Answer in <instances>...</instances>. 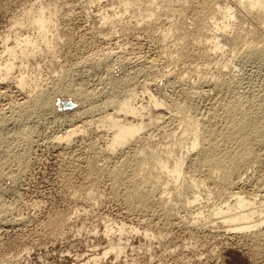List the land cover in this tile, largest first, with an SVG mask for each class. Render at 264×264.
Instances as JSON below:
<instances>
[{
  "label": "rangeland",
  "instance_id": "obj_1",
  "mask_svg": "<svg viewBox=\"0 0 264 264\" xmlns=\"http://www.w3.org/2000/svg\"><path fill=\"white\" fill-rule=\"evenodd\" d=\"M32 2L34 0H0V35L7 30L13 15L21 12ZM112 2L113 0H58L57 3L62 8L56 17V22L59 27L64 28V31L67 29L65 32L70 38H67L68 42L64 41L65 38L60 42L59 51L56 53L59 56L56 55L54 64H49L47 57L39 62V86L41 87L39 89H43V97H47L49 103L37 109L31 117H25L18 107L27 99V96L34 93L22 91L12 80L4 82L0 80V264H127L128 261L131 264L133 260L134 262L136 260L138 264H264V223L258 230L255 229L253 231L255 234H253L252 231L241 232L227 229L218 216H216L218 219H215L214 215L209 218L204 217L207 216L206 210L211 209V204L219 203L220 200L214 195L209 197L211 194L207 196V193L202 192L210 187L213 189V186H215L214 191L216 188L217 191L219 190V187L212 184L211 181L207 183L208 185H203V189L202 186L200 187V199L194 201V204L186 205L189 207L187 209L180 206L183 204L180 198L182 199L184 194L178 200L175 199L176 197H172L174 200L171 199L170 203L173 206L171 204V207L168 204L170 208L167 206V210H172L170 212H167L166 209L161 211L158 207L159 204H156L157 201L151 204L152 207L155 205L153 208L148 209L136 208L133 203L125 201L126 204L122 201L123 198L121 199L122 195L119 194V197L111 194L112 190L107 176H102L99 178L100 181H96L94 193L97 194H93V198L85 197L86 190L93 180L88 170V159L97 156L98 163H103L105 152L103 153L100 147H103L101 143L108 136L102 132V127H97L93 123L90 125L91 129L88 127L86 132L84 131L85 133L75 134L69 143L63 141L59 143L54 138L64 133L67 127L64 121V103H70L68 105L70 109L73 107L72 97L67 93L68 90L73 91L81 87L89 88L87 91L92 89L91 91L96 93L93 96L89 91L91 97L87 101V106L92 107V112L83 114L86 119H89L92 116L96 118V115L105 111L101 106L107 97L116 99L121 96L122 91L125 92L129 89L137 93L136 104L145 105L148 98H146V94L140 92L138 83L142 80H152L149 83L151 90L161 89L160 94L165 97H160L165 101L168 98L166 102L176 99V97H178L177 100L181 99L184 97V92L188 90L191 95L189 100L192 99L190 102L196 104L197 109L194 107V110L191 109L192 111L188 112L197 118L200 116L205 118L204 122L207 125H210L211 120V125L219 126L221 123L219 117L213 118V110L215 107L219 108L218 102L214 101L215 99L219 100V93L217 94L215 91L214 93L217 94L215 95L213 90L205 95L206 87L200 83L194 84L195 80L198 81L197 76L204 74L202 70L200 74H198L200 71L186 70L191 69L190 67L193 68L197 63L196 66L201 65L200 61L195 60V56H188L187 59L181 58L179 61L176 59L175 62V59L168 56V44L165 45L166 41L169 43V38L163 41L167 49L166 47L162 48L164 45L161 44L156 32H153L156 35L150 32L151 36H149V32L137 28L129 33L115 31L110 34L109 24L101 25L98 22L99 15L97 14L105 9L110 13ZM189 12L191 14L192 11ZM189 12L187 20L190 17ZM26 30L23 27L15 28L19 34L26 33ZM170 39L172 38L170 37ZM108 52L110 59H100L103 53L105 55ZM225 52L226 50L219 52L218 56L220 57H217L220 60H213L209 65L210 69L207 67L209 73L216 72L215 75L217 76L218 73L217 77L224 80L227 77L223 91L225 90L228 95L235 94L236 97L242 98L240 97L241 92L247 91L245 84L248 86L259 83L264 89V64L258 68L253 67L258 72H252L250 78H247L245 72L246 68L249 69L250 66L234 60L231 52L227 51V54ZM100 55L102 56L99 57ZM171 56L173 57L174 54ZM222 59L226 61V66L222 64ZM59 64L62 66L59 67ZM243 64L246 66L245 69H243ZM202 66L200 67L202 68ZM213 70L216 71L213 72ZM168 71L173 72L172 75L166 73ZM14 72L16 74L17 70ZM195 72L197 73L195 74ZM193 73L194 75H192ZM231 73L232 75H229ZM60 75H64L68 80L65 86L68 88L66 92L62 86L57 85ZM166 75L174 76L171 78ZM177 75H181L182 79H178ZM221 75L225 77L222 78ZM237 83L240 86H237ZM228 84L230 86L226 87ZM259 84L256 85V88ZM231 87L234 88L233 92H230ZM224 88H228L229 92ZM182 91L183 94H181ZM223 93L220 95L222 96ZM107 110L109 111V109ZM167 110L169 113H166L164 120L166 123H163V127L152 128V132L149 130V133H152L150 134L151 139L158 140L159 143L171 138L167 134L171 135L174 132L176 134L180 131L178 116L171 108ZM173 113L175 114L173 115ZM201 117L200 119H202ZM211 118L218 119V121L215 120V122ZM262 141L254 145L255 151L258 153L255 158L257 160H252L254 163L251 161L243 169V174L240 173L241 179H237L235 187L233 185L225 190L227 194H230V191H239L240 194L246 195L252 201L254 199V201H263L259 202L260 205L256 202L260 207L262 204L264 205V140ZM184 166H186L184 167L185 171L188 172L187 163ZM200 174L202 173L197 172L194 176L198 175L197 177H199ZM190 194L192 193L190 192ZM203 194L209 199L204 198ZM161 195L170 196L167 191L162 192ZM185 195L187 194L185 193ZM188 196L190 195L188 194ZM229 196H233L228 197L229 202L232 203L234 195ZM196 208L205 211L204 215H199L197 223L192 222L197 216ZM139 210L143 211L139 212ZM159 210L161 213L165 212L166 216L161 215ZM106 221L111 225L122 222L127 227L134 226V230L131 228L132 232L127 235L125 232L120 235L115 232L113 235V240L127 243L124 244L126 245L124 251L126 255L122 253L117 258L113 253H109L106 257L94 260L93 256L96 253L101 255L100 251L103 250L107 242V238L102 234L103 223ZM94 226H96V232L92 231ZM146 229L151 231L150 233H156L155 235L158 237L149 239L144 235ZM131 246H134L133 249ZM123 256L126 258L125 261ZM129 258L134 259L130 260Z\"/></svg>",
  "mask_w": 264,
  "mask_h": 264
},
{
  "label": "bare ground",
  "instance_id": "obj_2",
  "mask_svg": "<svg viewBox=\"0 0 264 264\" xmlns=\"http://www.w3.org/2000/svg\"><path fill=\"white\" fill-rule=\"evenodd\" d=\"M57 2L58 0H34L28 7H24L21 12L13 15L7 30L3 31L2 35H0V43L2 44L0 46L2 47V50L0 49L1 82L12 80L22 91L34 93L29 97L26 95L27 99L25 101L22 99L23 102L19 104L18 108L21 109L25 117H31L37 109L49 103V99L43 97V89H39V62L47 57L48 63L54 64L57 58L56 55H58L56 53L59 51L58 47L60 42L64 38V41L68 42L66 40L70 38L67 37V29L65 32L64 28L59 27V24L56 22V17L62 8ZM110 6H112L110 13L104 8V11L97 14L99 15L98 22L101 25L109 24L110 27H108V30H110V34L115 31H127L129 33L131 30L137 28H140L138 30L142 29L149 33L156 32L158 34L157 36H159L158 39L163 45V41L169 38L170 44L166 43L167 41L165 42V45L168 44L167 47H169L167 51L169 54H167L171 59H175V62L176 59L179 61L181 58L183 59L188 56H195V60L200 61V64L203 65L202 68L200 67L201 65L196 66L197 63L195 65L196 67L192 65L194 66L193 68L190 67L191 69L186 70L192 71L193 69L197 72L200 71L198 74H200L202 70L204 74L198 75V81L195 80L196 82H194V84L200 83L205 86V95L213 90V93L215 91V93H219V100H214L215 103L218 102L219 108L217 109L215 107L213 110L214 116H212L213 118L219 117L221 123L219 126L216 124L211 125V119H213L211 118L210 125H207L204 122L205 118L203 119L201 116L202 119H200V117L197 118L193 113V115H191L189 112L192 111L191 109H193L196 104L190 102L192 99L189 100L191 95L188 90L184 92V97L181 99L177 100L178 97H176V99L170 98L171 100L166 102L168 100V95L166 96V101L164 98L162 99L164 95L162 96L160 94L161 89L156 91L151 90L149 83L152 80H142L143 82L141 81L138 83L140 85V92L146 94V98H148V102L145 103V105L136 104L135 99L137 93L129 89L125 92L122 91L121 96L116 99L107 97L103 106H101L105 111L103 110L104 112L102 114L96 115V118L92 116L86 119L83 114H88L90 111L92 112V107L89 105L87 106V101H89L91 97L89 91L92 89L87 91L89 88L78 87L73 91H69L68 88H65L68 80L64 75H60L57 85L59 87L62 86L65 92L66 90L69 91H67V93L72 97L73 107L70 109L68 106L70 103H64V121L67 127L64 133L61 135L56 134L57 136L54 138H56L59 143L61 141L69 143L75 134L86 132L87 128L93 123H95L97 127H102V132H105L108 136L105 141L101 143L103 147H100L101 151L103 153L105 152L104 156L102 155L104 158L103 163H98L97 156H90L91 158L88 159V170L93 180L87 188L88 190H86L85 197L93 198V194L96 193H94L96 181L102 176H107L112 190L111 194L118 196L119 194L122 195V201L133 203L136 208L141 209L151 208V204L157 201L156 204L158 203L159 206H156H158L161 211H165V209L167 210L168 204L170 206V201L174 200L172 197H176L175 199L178 200L180 196L184 194V197L182 199L180 198V201H183V204L180 206H184L183 208L197 201L200 199V187L202 186L201 188L203 189V185H208L207 183L211 181L213 182L212 184H216L219 187L218 191L217 188L215 191L213 190L215 186H213V189L209 186L210 188H207V190H205V187V192L201 190L204 194L207 193V196L211 194L209 197H213L214 195L220 200L219 203L215 202L211 204V209H209V211L208 209L206 210L207 216L204 217L209 218L214 215L215 219H218L216 218V216H218L222 219L223 224L227 226V229H234L241 232L252 231V233L255 234L253 231L255 229L258 230L264 223V208H262L264 205L262 204L261 207L259 206V202L262 203L263 201H254L255 199L252 201L246 195L240 194L239 191H230V194H228L234 195V200L230 203L231 201L229 202L228 197L230 198L233 196H229L225 190L233 185L235 187L237 179L240 178V173H242L243 169L257 157L258 153L255 151L254 145L264 140V89L261 87L262 84L260 85L259 83L257 88L256 85L258 84H249L248 86L245 84L247 91L245 93H243V91L241 92L242 94L240 97L242 98L236 97L235 94L228 95L225 90L223 91V87L227 83H225L227 77L225 80L217 77L219 74L217 73V76L215 75L216 68V70H213L215 73H209L207 70L210 69L209 65L213 60H220L218 58L220 57L218 53L226 50V52L232 53L231 55L234 56V60L250 66L249 69L246 68V72L244 71L245 74H247V78H250L249 76L252 75V72H258L256 68L254 69L253 67L258 68L264 64V0H113ZM189 11H192L191 14ZM188 12L190 17L187 20ZM16 27H23L27 29V32L19 34L15 31ZM107 32L104 33L107 34ZM68 36H70L69 33ZM149 36H151V33ZM170 37L172 39H170ZM165 45L162 48H165ZM172 54H174L173 57L171 56ZM101 56L102 55L99 57ZM109 56V52L105 55L103 53L100 59L105 60ZM169 57L167 59H169ZM221 61L222 64L226 66V61H224V59ZM244 64L243 69L246 67ZM61 66L62 64H59V67ZM207 67H209V69ZM98 68L100 67L98 66ZM15 70H17L16 74H14ZM217 71H219V69ZM197 72H195V74ZM166 73L170 72L168 71ZM171 75L166 76L173 78L174 75ZM181 75H177L179 77L178 79H182ZM192 75H194V73ZM229 75H232V73ZM223 77L225 76H222V78ZM155 78H153V80H156ZM233 79L235 80V77ZM188 85L190 86V84ZM240 85L237 83V86ZM228 86L230 85L228 84L226 87ZM224 89H227L229 92L228 88ZM230 89V92H233L234 88L232 89L231 87ZM221 93L224 95L222 94L221 96ZM93 94L96 93L92 92V95ZM181 94H183V91ZM214 98L216 97L214 96ZM170 108L176 113V116H178L177 121H179L178 127L180 131L176 134L171 131L173 134H167L171 136V138L165 142L161 141V144L157 142L158 140H152L150 135L152 133L149 132L152 128L163 127L166 113H169L167 109ZM107 109H109V111ZM175 113H173V115ZM209 113L211 114V111ZM213 120L215 121L216 119ZM214 121L213 123L218 121V119ZM256 160L257 159H255V161ZM252 162L254 163V161ZM185 163H187L188 172L185 171ZM197 172H201V176L197 177V175L195 177L194 174H197ZM165 191H167L170 196L161 195V193ZM190 192L192 194H190ZM157 193L160 194L157 195ZM185 193L187 195H185ZM188 194L190 196H188ZM209 197L204 198L209 199ZM256 202H258L259 205L256 204ZM171 206L173 205L171 204ZM187 208L189 207H186V209ZM197 208L195 212L197 214L196 219L192 221L196 223L199 215L205 212L203 211L204 209ZM142 211L139 210V212ZM161 211L159 210L160 213ZM168 211L169 210H167V212ZM170 211L172 210L170 209ZM149 212L151 211L149 210ZM164 214L166 213H161V215ZM165 216L166 215H164V217ZM106 222L103 223L104 229L102 234L107 238V242L103 250L100 251L101 255L96 253V255L93 256L94 260L106 257L109 253H113L117 258L122 255V253L124 254L126 246L124 244L127 243L113 240V235H115V232H118L119 235L125 232L127 235L129 232H132L131 228L134 230V226L127 227L122 222L113 224L115 226L109 224L110 222L108 221ZM92 231L96 232V226L92 228ZM150 232L146 229L144 235L149 237V239L158 237V235H155L156 233L153 234ZM147 246H149V244H147ZM133 247L131 246L132 249ZM124 255H126V253ZM125 259L126 258L123 260L125 261ZM129 262L130 261H128V263ZM133 262L131 261V264ZM134 263L138 264L136 260Z\"/></svg>",
  "mask_w": 264,
  "mask_h": 264
}]
</instances>
